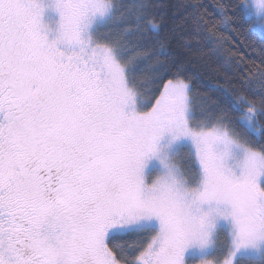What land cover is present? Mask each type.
Masks as SVG:
<instances>
[{
  "label": "snow or ice",
  "instance_id": "snow-or-ice-1",
  "mask_svg": "<svg viewBox=\"0 0 264 264\" xmlns=\"http://www.w3.org/2000/svg\"><path fill=\"white\" fill-rule=\"evenodd\" d=\"M245 21L264 0H0V264H264Z\"/></svg>",
  "mask_w": 264,
  "mask_h": 264
},
{
  "label": "trees",
  "instance_id": "trees-1",
  "mask_svg": "<svg viewBox=\"0 0 264 264\" xmlns=\"http://www.w3.org/2000/svg\"><path fill=\"white\" fill-rule=\"evenodd\" d=\"M206 2H208L209 7L211 8L213 0H206ZM248 23V21H245V28L243 30V35L240 36V40L245 44V55L255 56L261 45L264 44V35L258 30V28L251 31L248 30Z\"/></svg>",
  "mask_w": 264,
  "mask_h": 264
},
{
  "label": "rangeland",
  "instance_id": "rangeland-1",
  "mask_svg": "<svg viewBox=\"0 0 264 264\" xmlns=\"http://www.w3.org/2000/svg\"><path fill=\"white\" fill-rule=\"evenodd\" d=\"M257 28H258V27H257ZM258 30L260 31V29H259V28H258ZM260 32H261V31H260ZM262 34L264 35V33H262ZM179 162H180V161H179V159H177V163H178V164H179Z\"/></svg>",
  "mask_w": 264,
  "mask_h": 264
}]
</instances>
